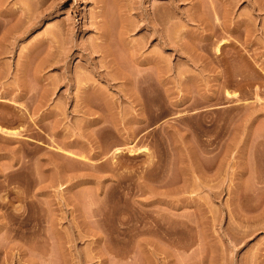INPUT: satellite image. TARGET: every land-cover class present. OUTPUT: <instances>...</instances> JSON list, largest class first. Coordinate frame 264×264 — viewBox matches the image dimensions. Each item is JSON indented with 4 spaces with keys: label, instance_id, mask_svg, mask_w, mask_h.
<instances>
[{
    "label": "rangeland",
    "instance_id": "1",
    "mask_svg": "<svg viewBox=\"0 0 264 264\" xmlns=\"http://www.w3.org/2000/svg\"><path fill=\"white\" fill-rule=\"evenodd\" d=\"M119 1L0 0V264H264V0Z\"/></svg>",
    "mask_w": 264,
    "mask_h": 264
},
{
    "label": "bare ground",
    "instance_id": "2",
    "mask_svg": "<svg viewBox=\"0 0 264 264\" xmlns=\"http://www.w3.org/2000/svg\"><path fill=\"white\" fill-rule=\"evenodd\" d=\"M31 5L32 4H30L29 6L31 7ZM113 5H112L113 8H111L112 10L110 9V12L108 11L109 13H108L107 16L105 15L104 12H101V14L103 13L105 15V16H103V20H101L102 21L101 22L102 25H100L101 39H102L103 42H107V40L111 36L112 32H116V36H118L120 38V40L121 39L123 40L124 37L129 33L128 8H127V6L124 7V4L122 5L119 0H113ZM28 8L29 7L27 6V9ZM26 11L27 10H25V12ZM32 11L28 10L27 12L29 13V12H32ZM155 16H156L158 24L161 25V23H160V21H161L160 15L156 14ZM35 18H34V20H40L41 19V17H37L36 19ZM107 47H109V46H107ZM104 49H105V52L108 54L109 50H106V48H104ZM98 51H99V49H98ZM108 56H109V54H108ZM109 57H111V56H109ZM19 132L20 131H15V130L12 131V130H8V129L0 127V134L5 135L6 137L11 136L10 138H12V137L16 138V137L20 136ZM148 263H149V261H148Z\"/></svg>",
    "mask_w": 264,
    "mask_h": 264
}]
</instances>
